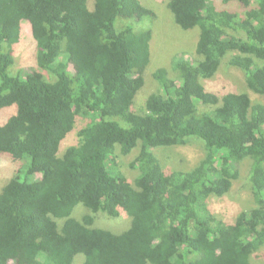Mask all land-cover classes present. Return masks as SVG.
Masks as SVG:
<instances>
[{
    "label": "trees",
    "instance_id": "16d2710c",
    "mask_svg": "<svg viewBox=\"0 0 264 264\" xmlns=\"http://www.w3.org/2000/svg\"><path fill=\"white\" fill-rule=\"evenodd\" d=\"M222 3L165 1L181 28H199L198 56L175 54L152 70L158 90L136 106L153 31L117 23L155 18L154 9L141 0H0V110L17 106L0 125V158L17 166L0 190V264H73L78 254L82 264H254L264 247V103L204 80L228 58L264 96V0ZM23 21L39 70L13 74ZM79 122L78 141L62 151ZM192 139L205 156L191 169H166L154 151ZM132 154L130 180L119 157ZM245 162L255 205L228 224L212 204ZM79 204L113 217L124 210L131 226L94 227L91 210L76 217Z\"/></svg>",
    "mask_w": 264,
    "mask_h": 264
},
{
    "label": "rangeland",
    "instance_id": "374dc122",
    "mask_svg": "<svg viewBox=\"0 0 264 264\" xmlns=\"http://www.w3.org/2000/svg\"><path fill=\"white\" fill-rule=\"evenodd\" d=\"M142 3L154 9L157 12L155 18H145L143 21L135 23L132 19H124L119 21L118 26L127 25L150 28L153 31V37L151 40V62L147 67L144 76L146 83L144 87L138 92L136 106L143 105L148 96L158 90V83L153 77V72L158 67H167L172 61L175 54L185 55L188 58H197L196 43L199 39V28L192 30H185L181 28L174 19V15L171 10L165 4L166 0H141ZM222 5L221 8H225L226 5L222 3V0H218ZM231 8H237L235 4L230 5ZM122 20V19H121ZM126 21V22H125ZM22 35L20 41L14 45L13 56L15 58L13 66L10 71L25 74L38 69L37 55L38 45L36 39L33 36L31 24L28 21H23ZM14 74V73H13ZM147 81L148 84H147ZM205 86L209 89L217 91L219 94L228 91L246 90L254 102H263L264 96L250 90L245 81L246 75L242 69L228 65V58L222 63L219 71L216 75L210 79H205ZM147 84V85H146ZM146 86V87H145ZM141 103V104H140ZM17 112V106L13 105L5 107L0 110V125L8 121L10 116H13ZM82 119H79V121ZM81 122L78 123L76 131H72L68 138L64 141L61 150L64 151L68 144L77 142V131ZM157 156L160 158L166 169H191L195 167L198 162L205 156L204 145L199 139H192L185 145L168 146L165 148L154 149ZM119 152V151H118ZM121 154V152H119ZM133 154L130 156L121 155L119 162L123 171L127 174L129 179H133L138 174L136 169L129 168L128 163L133 159ZM241 177L236 180L226 195L220 198H216L212 204L219 216L228 224L234 223L237 215L245 209L253 207L255 205L252 196V188L250 184V166L249 162H245L241 167ZM17 170L16 164L11 162L7 157L0 158V190L7 183V181L15 174ZM25 178V174L22 175ZM76 217L80 216L91 210L83 204H79L75 208ZM121 213L117 217L109 216L105 212L91 213L95 216L94 227L104 228L113 231L114 233H121L127 230L131 226L132 217L120 210ZM81 217H78V219ZM85 257L83 254H78L73 264H82ZM254 264H264V247L254 257ZM9 264H17L14 260H10Z\"/></svg>",
    "mask_w": 264,
    "mask_h": 264
}]
</instances>
